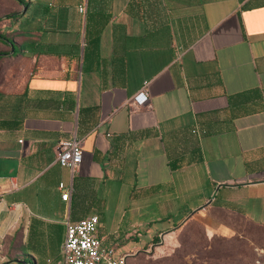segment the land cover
Wrapping results in <instances>:
<instances>
[{
	"label": "crops",
	"instance_id": "1",
	"mask_svg": "<svg viewBox=\"0 0 264 264\" xmlns=\"http://www.w3.org/2000/svg\"><path fill=\"white\" fill-rule=\"evenodd\" d=\"M20 4L0 42V264H59L65 221L89 214L118 253L205 209L264 226V0ZM105 197L146 215L107 225Z\"/></svg>",
	"mask_w": 264,
	"mask_h": 264
},
{
	"label": "rangeland",
	"instance_id": "2",
	"mask_svg": "<svg viewBox=\"0 0 264 264\" xmlns=\"http://www.w3.org/2000/svg\"><path fill=\"white\" fill-rule=\"evenodd\" d=\"M20 2L0 0V37L3 39L12 38L11 21L13 15H18L23 9L20 8ZM4 47L0 44V53L5 51ZM2 62L0 55V65ZM8 62L11 66V61ZM7 69L9 71L10 67ZM113 200L105 197L104 210L97 213L107 225L121 221L119 225L123 226L131 217L142 218L146 215L145 212H132L128 206L126 211L121 212L123 203L115 201L114 204ZM211 217L231 224L233 232L220 235L205 231V221ZM157 225L160 226L161 222ZM138 231L142 235L141 241L129 239L130 243L124 245L130 253L125 264H264V226L253 225L216 210L205 209L182 219L160 236L140 227L132 232L133 235ZM153 237L157 240L153 241Z\"/></svg>",
	"mask_w": 264,
	"mask_h": 264
},
{
	"label": "built area",
	"instance_id": "3",
	"mask_svg": "<svg viewBox=\"0 0 264 264\" xmlns=\"http://www.w3.org/2000/svg\"><path fill=\"white\" fill-rule=\"evenodd\" d=\"M78 10L83 11V6H78ZM146 101L144 88L137 90L129 99V103L134 107L143 106ZM55 160L72 173L81 161L79 139L73 136L59 141ZM57 188L60 192V200L67 202L71 186L59 182ZM97 225L96 214H89L76 221H65L59 247V264H125L126 257L130 253H118L113 246L103 245L96 234Z\"/></svg>",
	"mask_w": 264,
	"mask_h": 264
},
{
	"label": "trees",
	"instance_id": "4",
	"mask_svg": "<svg viewBox=\"0 0 264 264\" xmlns=\"http://www.w3.org/2000/svg\"><path fill=\"white\" fill-rule=\"evenodd\" d=\"M17 2H20V0H16ZM21 3V2H20ZM16 15H13V17L12 18H14ZM4 41V39L2 38V37H0V42H3ZM10 46H13V44L12 43H10ZM0 55H1V53H0ZM157 240V238L156 237H153V241H156ZM129 256V255H128ZM127 256V257H128ZM126 257V258H127ZM126 263V262H125Z\"/></svg>",
	"mask_w": 264,
	"mask_h": 264
},
{
	"label": "water",
	"instance_id": "5",
	"mask_svg": "<svg viewBox=\"0 0 264 264\" xmlns=\"http://www.w3.org/2000/svg\"><path fill=\"white\" fill-rule=\"evenodd\" d=\"M21 262H23V261H21Z\"/></svg>",
	"mask_w": 264,
	"mask_h": 264
}]
</instances>
